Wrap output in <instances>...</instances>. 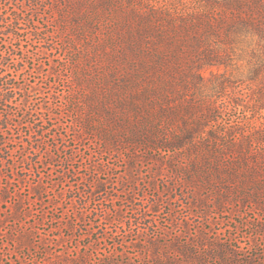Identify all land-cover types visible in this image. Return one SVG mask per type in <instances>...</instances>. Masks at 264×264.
Instances as JSON below:
<instances>
[{"label":"trees","instance_id":"16d2710c","mask_svg":"<svg viewBox=\"0 0 264 264\" xmlns=\"http://www.w3.org/2000/svg\"><path fill=\"white\" fill-rule=\"evenodd\" d=\"M12 1L16 4L9 12H0V39L18 42L0 48V142L7 140L11 126L19 127L34 149L51 141L48 134L55 141L62 139L53 124L57 114L52 105L31 100V92L19 82L32 64L27 54L31 50L20 44L21 33L29 32L28 38L50 57L54 48L46 46L59 38L60 49L69 57L54 60L50 75L59 77L64 60L75 67L78 139L94 133L108 150H146V159L159 163L155 175L162 174L164 165L172 170L168 193L180 182L195 198H189L190 205L207 209L210 194L221 213L233 212L228 205L250 208L258 214L256 230L264 237V120L259 118L264 114V0H65L63 7L49 6L57 10L49 27L35 19L43 0H30L37 1L32 6L28 0ZM18 97L24 119L43 107L50 112L48 118L20 122L9 114ZM25 123L31 129L24 134ZM154 151L168 152L167 160L157 159ZM138 157L133 154L132 167ZM209 186L213 191L203 196ZM105 190L106 184L96 180L85 198ZM33 191L39 195L43 190ZM126 200L134 202L132 195ZM162 201L159 195L149 205L133 208L135 228L123 220L121 209L114 220L104 219L118 224L114 238L128 228L137 229L135 245L140 248V238L154 225ZM180 225L189 228L185 221ZM164 234L147 237L153 264H264L259 246L255 257L240 258L241 246L233 245V236L221 238L208 230L201 243L188 237L184 243L178 239L163 244L159 239Z\"/></svg>","mask_w":264,"mask_h":264},{"label":"rangeland","instance_id":"374dc122","mask_svg":"<svg viewBox=\"0 0 264 264\" xmlns=\"http://www.w3.org/2000/svg\"><path fill=\"white\" fill-rule=\"evenodd\" d=\"M36 2L28 0L27 6ZM65 3V0L40 1V9L35 16L39 26L49 27L51 17L57 14V10L49 8L50 5L63 7ZM15 4L12 0H0V12H9L10 6ZM24 27L22 25L21 28ZM29 35V32L21 33L23 41L20 44L31 50L27 54L32 64L19 82L25 85L24 90L31 92V100L49 102L47 107L52 105L54 114H57L53 124L57 125L56 131L62 132L63 137L55 141L48 134L51 141L34 149L30 140L20 135L19 127L11 126L7 130V140H4L6 143L0 142V264H73L71 260L78 257L76 264H153L152 247L147 237L155 238L159 232L165 233L159 239L163 244L176 243L178 239L184 243L188 237L201 243V236L211 230L220 234L221 238H237L233 245L241 246L238 249L240 258L255 257L258 252L256 246L264 252V237L257 233L258 214L255 211L246 207H238V211V208L228 205V210H233L231 214L219 212L210 199L209 193L213 191L210 186L201 192L203 196L209 194L205 202L207 209L190 205L189 198H195L188 194L190 190L180 186V182L171 185L168 193L166 186L172 180V170L164 165L162 174L155 175L159 163L153 158L146 159V150H108L94 133L78 139L77 134L81 132L77 120L79 105L74 102L76 89L72 81L75 67L64 60L58 68L59 77H52L54 60L69 57L60 49L62 42L56 38L55 43L47 44L49 49L54 48L50 57L40 52L42 49L28 38ZM7 40L4 43L0 39L3 50L11 43L18 45L14 38ZM52 83H55L53 88L50 87ZM80 94L81 91L76 95ZM17 102L8 113L18 116L20 122L36 123L48 118L50 112L43 107L35 116L24 119L21 116L22 98L18 97ZM259 118L264 120V114ZM29 129L25 123L21 133L24 131L25 134ZM11 137L17 141L11 140ZM57 142L59 144L55 146ZM134 153L139 154V159L132 167L129 162ZM152 154L164 160L169 155L159 151ZM1 155L9 158V162ZM130 174L133 175L131 179ZM96 180L104 182L106 190L93 198H85L88 187ZM36 188L43 190L42 193L34 194ZM131 195L133 203L126 200ZM159 195L163 199L160 202L161 213L156 215L151 229L141 236L140 248L135 245L137 229L128 228L114 238L118 224L109 223L104 218L114 220L117 210L121 209L123 220L134 226L138 220L132 219L136 216L133 208L149 205ZM97 216L98 222L94 223L93 219ZM182 221L187 222V230L180 225ZM182 230L183 234L179 237ZM103 231L108 232H104L106 237L102 235ZM213 236L211 240H215ZM204 241L207 242V239ZM193 248H198V245ZM169 251L173 253L171 248ZM159 252H162L161 249ZM174 253L179 254L177 249ZM68 255H71V260L65 262Z\"/></svg>","mask_w":264,"mask_h":264}]
</instances>
